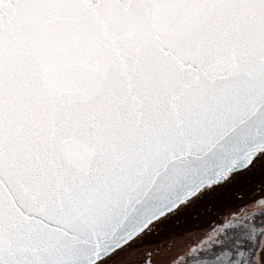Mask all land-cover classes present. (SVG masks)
Here are the masks:
<instances>
[{
	"label": "snow or ice",
	"instance_id": "snow-or-ice-1",
	"mask_svg": "<svg viewBox=\"0 0 264 264\" xmlns=\"http://www.w3.org/2000/svg\"><path fill=\"white\" fill-rule=\"evenodd\" d=\"M0 264H264V0H0Z\"/></svg>",
	"mask_w": 264,
	"mask_h": 264
}]
</instances>
